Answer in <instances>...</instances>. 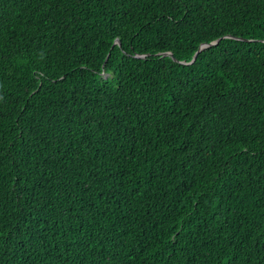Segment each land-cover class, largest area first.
Returning <instances> with one entry per match:
<instances>
[{"label":"trees","instance_id":"16d2710c","mask_svg":"<svg viewBox=\"0 0 264 264\" xmlns=\"http://www.w3.org/2000/svg\"><path fill=\"white\" fill-rule=\"evenodd\" d=\"M0 264H264V0H0Z\"/></svg>","mask_w":264,"mask_h":264},{"label":"water","instance_id":"95a60500","mask_svg":"<svg viewBox=\"0 0 264 264\" xmlns=\"http://www.w3.org/2000/svg\"><path fill=\"white\" fill-rule=\"evenodd\" d=\"M219 42V40H217V41H215V42H212V43H210V44H207V45H202V46H200L199 47V49H198V51L195 53V55L193 56V58H192V60H191V62L190 63H192L194 60H195V58H196V55L203 49V48H206V47H208V46H210V45H216L217 43ZM167 55H170V54H167ZM189 63V64H190Z\"/></svg>","mask_w":264,"mask_h":264}]
</instances>
